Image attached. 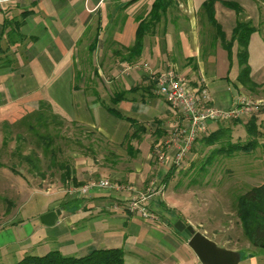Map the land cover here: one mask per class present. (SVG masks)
Instances as JSON below:
<instances>
[{
  "label": "crops",
  "instance_id": "1",
  "mask_svg": "<svg viewBox=\"0 0 264 264\" xmlns=\"http://www.w3.org/2000/svg\"><path fill=\"white\" fill-rule=\"evenodd\" d=\"M155 1L0 0V35L5 19L24 18L19 30L23 40L9 45L7 34L1 37V45L9 47L11 63L0 65V118L11 122L15 115L33 113L36 103L47 101L80 126L77 129L99 133L113 156L102 162L95 158L97 154L72 150L74 171L66 181L54 168L47 167V174L28 170L32 179L39 175L41 182L54 178L36 188L51 200L38 213L0 224L1 262L54 249L80 256L96 248L122 247L124 264H202L174 227L178 219L194 223L179 215L182 204L170 188L192 148L177 165L180 143L175 132L183 116L157 93L155 83L162 69L175 67L188 83L204 89L208 104L228 108L239 93H251L237 81V42L230 57L219 35L231 38L241 19L254 28L249 63L252 80L263 89L264 0L214 2L213 16L220 31L206 17L203 3L207 0H168L161 20L144 37L141 55L127 61L125 47L136 39L137 18L146 17ZM225 1L237 3L239 11ZM120 90L130 92L114 105L110 98ZM11 106L17 110H8ZM109 106L143 124L145 131L131 140L134 149L125 144L134 127L109 112ZM210 127L216 129L217 123ZM99 178L114 185L93 186L86 193L71 190ZM131 186L156 190L149 201L155 217L127 208L124 202ZM56 209L61 213L54 224L39 219Z\"/></svg>",
  "mask_w": 264,
  "mask_h": 264
},
{
  "label": "rangeland",
  "instance_id": "2",
  "mask_svg": "<svg viewBox=\"0 0 264 264\" xmlns=\"http://www.w3.org/2000/svg\"><path fill=\"white\" fill-rule=\"evenodd\" d=\"M260 89L256 88L254 92L247 93L253 99H264V87ZM35 106L38 108L39 104L36 103ZM7 109L13 112L17 107L11 106ZM31 111L28 110L20 116L15 115V119L11 122L0 118V163L4 164L0 165V224L15 217L38 213V209L45 207L51 200L50 195L36 188L52 182L54 178L41 182V177L34 174L35 178L32 179L27 173L29 166L19 156L30 154L33 149H37L39 155L42 153L41 145H38L40 141L28 129L33 114L37 113ZM53 111L59 116L57 119L61 120L60 123L50 121L46 129L38 127V130L41 133L47 130L55 138L53 147L60 148L56 154L58 159L67 160L72 150L87 153L89 150L84 148H88L91 144L93 152L97 154L95 158L99 161L113 158L108 144L99 133L86 132L84 129L79 131L77 127L80 126H76L73 121L65 117L62 119V115L54 108ZM260 112L264 113V108ZM32 122H35V119ZM259 122L262 132L259 136L260 144L250 152L240 151L231 155L221 151L215 152L226 145L227 140L246 143L252 139V135L247 133L243 124L232 125L233 122H229L228 125L232 126L230 137H225L215 145H207L199 141L192 147L183 167L175 174L173 184H176L170 187L175 190L182 204H176L180 205L182 211L179 215L190 219L198 230L206 233L220 246L239 251L241 260L238 264H264V248L253 245L246 237L235 206L237 195L243 194L251 186L264 182V118H259ZM78 141L81 145H78ZM18 146L21 147L19 151ZM212 154L216 155L202 173L200 171L202 163ZM41 165L42 170L47 174L48 164L43 162ZM16 170L24 173H18ZM5 260L11 263L17 261V258L11 257L10 260Z\"/></svg>",
  "mask_w": 264,
  "mask_h": 264
},
{
  "label": "trees",
  "instance_id": "3",
  "mask_svg": "<svg viewBox=\"0 0 264 264\" xmlns=\"http://www.w3.org/2000/svg\"><path fill=\"white\" fill-rule=\"evenodd\" d=\"M218 0H207L204 4V10L207 13L208 21L213 24L214 26H217L218 30H221V26L219 25L214 15V2ZM169 3L168 0H156L154 4L152 5V9L150 13L146 17L137 18L138 19V29L136 33V39L134 43L128 47H125L127 51V56H125V59L127 61H133L135 58L139 57L142 53V47H143V40L145 35L157 25V23L161 20L160 19V12L167 7V4ZM223 3H226L227 5L234 7L239 11V7L237 3L231 2V1H225ZM24 21V18H12V19H5L3 25V32L0 35V65L3 64L8 65L11 63V59L9 58L8 49L4 48L1 45L2 36L6 33L9 39V45H13L14 43H17L18 41L23 40V36L20 33V27ZM234 31L232 33L231 38L227 39L226 35H224L222 32L219 33L220 38L223 40V45L228 51V55L231 57L233 54V45L235 42H237L238 48H237V59L239 62V74H238V80L243 85L244 88L249 90L251 93L254 92V90L261 85L254 80H252L251 76V67L249 63V40L251 38V34L254 31L253 25L250 21L246 20H238L236 27L233 28ZM129 90H120L113 93V96L111 99L112 103L114 105H117L118 102H120L122 99H125L127 97V93H129ZM39 107L37 108L36 112L33 114L32 121L35 119V122H32L30 120L28 129L32 131L36 137L37 140L40 141L38 145H41L42 153L44 157L47 159L46 167L56 168L58 171L61 172L63 180H68L72 178L73 175V161L71 155L68 156L67 160L61 161L57 158V151L60 148H54L53 145L55 144V138L52 136L49 131L46 130V132H39L38 127L47 128L49 125V122L52 123H60L57 117H59L56 112L53 111L52 104L46 102V101H39ZM109 112L115 114L116 116L120 118H124L129 120L131 125L134 127L133 131L127 134L125 144L128 145V148H133L131 145V140L139 138L140 133L144 132V126L141 124L140 121L135 120L133 118L127 117L123 115L119 110L116 109L114 106H109ZM262 112L257 111L253 112L250 116H248L245 119H230L228 122L219 121L217 123L216 129L209 128L208 132L203 133V135L199 136L195 142L194 145L197 144L199 141L206 143L207 145H215L216 142H221L225 137H230V132L232 131V126L228 125L229 122H233L232 125L235 124H243L246 128V131L248 134L252 135V139L249 141L244 142H231L230 140H227V144L221 146V148L215 150V152H223L227 155H231L236 152L244 151V152H250L253 149L257 148L260 144L259 142V136L261 135V129H260V122H259V115H261ZM28 120L30 118H27ZM27 119L25 120L27 122ZM62 119L63 118L62 116ZM57 120V122H56ZM82 130V129H81ZM79 130V131H81ZM88 132V131H86ZM91 132V131H89ZM98 134V133H97ZM101 136V135H100ZM24 141H26L24 139ZM42 141V142H41ZM78 145L81 143L78 141ZM84 146V144H83ZM192 146V147H193ZM92 144L88 148L89 151H87L88 154H95L92 149ZM191 147V148H192ZM18 151L21 149L20 146H18ZM134 149V148H133ZM81 151V150H79ZM214 152V151H213ZM14 154V152H13ZM12 154V155H13ZM18 155V154H17ZM216 155V154H215ZM214 154L210 155L208 159H206V162L202 163L200 171L203 173V171H206V166L212 162V159L215 157ZM22 157V159L25 160L27 165L29 166V172L35 171V172H41L43 171L41 163L42 157L38 154L37 149H33L32 153L27 155H19ZM0 165H3L0 163ZM176 171V168H173V171L171 174H173ZM235 206L237 214L240 218V221L242 223L243 229L246 233V237L250 240V242L253 245H256L257 247H263L264 248V182L260 183L258 185L251 186L248 190L243 192V194H239L235 197ZM124 249L122 247H113V248H96L92 249L85 255H64L61 253L58 249L47 251L45 254L42 255H36L35 254H27L23 256V258L17 260L14 263H7V262H1L0 264H124Z\"/></svg>",
  "mask_w": 264,
  "mask_h": 264
},
{
  "label": "built area",
  "instance_id": "4",
  "mask_svg": "<svg viewBox=\"0 0 264 264\" xmlns=\"http://www.w3.org/2000/svg\"><path fill=\"white\" fill-rule=\"evenodd\" d=\"M156 91L164 97L173 108L183 116L182 124L176 128L175 136L179 140L180 147L175 162L181 164V160L188 154L195 140L208 132L211 123L219 121L228 122L230 119H245L253 112L264 108V99H253L248 95L239 93L232 106L228 108L206 103L208 95L204 89L192 86L187 78L175 67L162 69L157 78ZM114 184L107 178L92 180L88 184L78 187L82 193H86L93 186L112 187ZM132 193L124 202L130 211L143 217H155L149 207L152 200L153 188L138 190L131 186Z\"/></svg>",
  "mask_w": 264,
  "mask_h": 264
},
{
  "label": "water",
  "instance_id": "5",
  "mask_svg": "<svg viewBox=\"0 0 264 264\" xmlns=\"http://www.w3.org/2000/svg\"><path fill=\"white\" fill-rule=\"evenodd\" d=\"M61 213L60 209L52 210L41 215L39 219L44 224L52 225ZM188 240V245L196 253L202 264H238L241 260L239 251L220 246L204 232L191 223L178 219L175 226Z\"/></svg>",
  "mask_w": 264,
  "mask_h": 264
}]
</instances>
